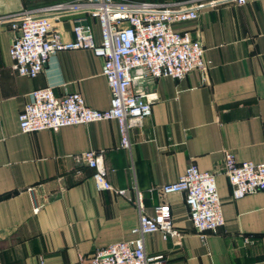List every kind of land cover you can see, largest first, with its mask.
I'll list each match as a JSON object with an SVG mask.
<instances>
[{"label": "crops", "instance_id": "crops-1", "mask_svg": "<svg viewBox=\"0 0 264 264\" xmlns=\"http://www.w3.org/2000/svg\"><path fill=\"white\" fill-rule=\"evenodd\" d=\"M60 1L0 0V264H87L99 248L137 236L138 193L149 215L170 204L183 233L168 240L159 231L145 235L146 253L163 256L155 264H264V191L236 199L223 171L228 154L264 162V0L205 2L196 22L178 27L203 43L206 68L144 85L157 99L152 114L131 130V151L121 148L114 119L58 131L20 128L19 114L40 87L57 96L80 92L97 109L111 104L103 59L91 49L53 53L33 78L15 67L12 18ZM78 23L90 24L101 41L99 20L87 13L55 18L53 29L68 42ZM88 150H104L108 180L124 194L96 188L95 170L75 157ZM191 163L216 172L222 200L225 223L205 240L190 219L186 194L160 189Z\"/></svg>", "mask_w": 264, "mask_h": 264}, {"label": "built area", "instance_id": "built-area-1", "mask_svg": "<svg viewBox=\"0 0 264 264\" xmlns=\"http://www.w3.org/2000/svg\"><path fill=\"white\" fill-rule=\"evenodd\" d=\"M216 1L184 0L174 4L147 0H65L15 15L10 26L17 34L10 55L20 75L38 76L50 56L58 51L88 48L103 59L102 73L111 89L110 107L97 109L89 106L80 92L57 96L50 86L37 88L19 114L21 130L25 133L58 131L65 126L114 119L120 128L121 148L131 151V130L141 126L152 114V105L157 99L144 85L165 76L182 80L192 71L206 68L203 43L190 31L178 27L196 22L200 5ZM238 2L243 4L246 0ZM72 13L96 17L101 27V41H96L88 23L76 24L75 39L64 41L61 33L53 29V20ZM75 157L85 160L95 170L93 179L98 190L126 192L108 180L104 150H88ZM223 171L236 199L264 191V162H238L228 154ZM160 189L164 195L186 194L190 219L203 240L224 225L216 172L203 171L191 163L178 180L163 184ZM137 201L141 210L139 225L133 229L137 236L99 248L87 264H155L163 256L146 253L145 235L159 231L165 240L182 237L170 204L158 205L155 214L149 215L143 210L141 193ZM40 209L41 205L34 201V212Z\"/></svg>", "mask_w": 264, "mask_h": 264}, {"label": "rangeland", "instance_id": "rangeland-1", "mask_svg": "<svg viewBox=\"0 0 264 264\" xmlns=\"http://www.w3.org/2000/svg\"><path fill=\"white\" fill-rule=\"evenodd\" d=\"M165 2H168V3H174V4H176L177 2H182V1H184V0H164ZM179 5L177 4V7H178ZM176 7V6H175Z\"/></svg>", "mask_w": 264, "mask_h": 264}]
</instances>
